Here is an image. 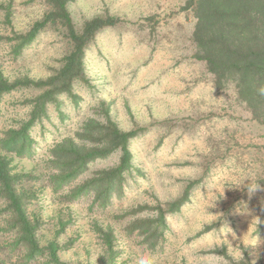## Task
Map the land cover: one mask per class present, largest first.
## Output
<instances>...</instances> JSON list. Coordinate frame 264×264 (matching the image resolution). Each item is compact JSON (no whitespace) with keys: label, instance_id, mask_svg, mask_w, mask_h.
Wrapping results in <instances>:
<instances>
[{"label":"rangeland","instance_id":"374dc122","mask_svg":"<svg viewBox=\"0 0 264 264\" xmlns=\"http://www.w3.org/2000/svg\"><path fill=\"white\" fill-rule=\"evenodd\" d=\"M67 7L77 31L96 17L117 23L99 32L87 53V80L74 89L79 105L63 96L65 114L51 108L50 118L34 130L36 153L15 158L16 171L37 176L54 144L90 118L104 121L108 112L123 130L142 131L130 143L133 166L124 192L107 206H92L93 195L67 202L64 192L40 191L29 206L40 218V243L56 241L67 264H264V123L254 118L233 80L217 87L199 57L196 3L70 0ZM50 10L49 0H0V75L24 85L61 68L72 45L60 21L15 53ZM35 93L20 87L5 95L0 134L27 117L26 101ZM119 161L120 151L96 160L75 184ZM182 198L188 201L169 212ZM4 205L0 200V210ZM160 207L166 212L164 233L157 223ZM3 215L0 264L26 263L21 247L11 250L16 233L4 229ZM139 221H148L150 231L135 228Z\"/></svg>","mask_w":264,"mask_h":264},{"label":"trees","instance_id":"16d2710c","mask_svg":"<svg viewBox=\"0 0 264 264\" xmlns=\"http://www.w3.org/2000/svg\"><path fill=\"white\" fill-rule=\"evenodd\" d=\"M69 1L49 0L51 10L15 48V53L19 54L48 24L60 21L67 27L72 45L61 68L46 79L30 80L24 85L0 75V104L5 95L20 87L36 90L26 101L30 104L27 117L12 122L0 134V200L5 204L0 214H4V229L16 233L10 247L11 250L12 247L13 250L16 247L23 249L26 260L23 264L45 256L47 264H67L58 255L61 248L56 241L47 245L40 243L37 233L40 218L29 207L40 193L45 188H50L53 193L64 192L67 202L93 195L92 206H107L114 196L124 192L125 174L133 166L130 143L142 131V127L123 130L108 112L104 121L90 118L73 136L54 144L37 176L16 171L15 158L32 157L36 153L38 141L33 133L36 126L50 118L51 108L55 107L63 116V96L71 98L74 106L79 105V95L74 89L76 83L83 84L87 80V53L98 33L117 23L114 17H96L77 31L68 11ZM194 2L197 16L194 39L201 52L199 57L207 62L208 69L215 75L217 87L223 88L229 79L233 80L254 118L264 123V0H191ZM117 151H120V161L116 166L99 170L83 183L75 184L93 162ZM29 181L34 184L27 187ZM187 201L186 198L175 201L169 212L178 210ZM159 210L157 223L163 226L164 233L166 212L161 207ZM134 225L137 229L150 231L148 221ZM156 234L157 230L150 239L154 240ZM107 242H112L109 235Z\"/></svg>","mask_w":264,"mask_h":264}]
</instances>
